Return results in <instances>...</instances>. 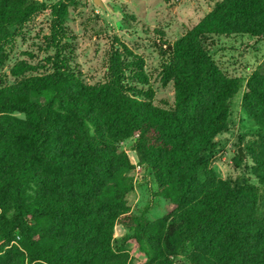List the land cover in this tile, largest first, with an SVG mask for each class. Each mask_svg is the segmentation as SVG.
<instances>
[{
	"label": "trees",
	"instance_id": "obj_1",
	"mask_svg": "<svg viewBox=\"0 0 264 264\" xmlns=\"http://www.w3.org/2000/svg\"><path fill=\"white\" fill-rule=\"evenodd\" d=\"M168 5L178 0H163ZM79 0H0V69L34 16L49 11L42 63L24 59L0 82V264H264V72L229 76L206 36L264 37V0H219L175 42L161 48L170 107L155 105L145 60L114 37L107 75L91 84L73 64L66 27ZM256 128L239 138L252 183L212 166L230 129L231 101ZM251 137L250 141L245 140ZM166 213H134L136 166ZM244 156V157H245ZM239 151L235 165L244 161ZM126 232L120 239L115 228ZM133 244L142 260L131 255Z\"/></svg>",
	"mask_w": 264,
	"mask_h": 264
},
{
	"label": "rangeland",
	"instance_id": "obj_2",
	"mask_svg": "<svg viewBox=\"0 0 264 264\" xmlns=\"http://www.w3.org/2000/svg\"><path fill=\"white\" fill-rule=\"evenodd\" d=\"M39 1L52 4L57 0ZM79 1V6L71 9L66 27L72 37L69 47L73 51L72 64L83 79L91 84L105 79L107 55L114 37H118L144 58L145 71L155 92V105L170 107L174 101L173 85L163 86L160 78L163 43L175 42L219 0H178L170 5L163 0ZM49 25V11L37 14L27 23L22 36L10 51L7 63L0 69V82L16 81L10 74V68L18 60L42 63L45 56L44 37L49 33ZM204 42L218 66L229 76L241 78L243 86L254 71L264 72V37L206 36ZM243 90L241 88L231 101L229 131L217 138L216 152L209 154V157L220 177H245L252 183H257L251 175V161L246 156L239 167L235 165L236 155L239 148H242L239 146V138L251 135V131L256 128L253 119L242 108ZM250 140L251 137H248L244 143ZM121 147L137 167L138 158L133 151V141H125ZM134 170L131 175L135 190L128 197L133 212L140 213L148 207V219L162 217L167 210V201L153 195L151 182L148 178H142L146 175L142 169ZM125 232V228L118 225L115 228L116 239H120ZM128 249L132 256L142 260L133 244H128ZM191 249L188 244L175 258L176 263L187 264L185 256Z\"/></svg>",
	"mask_w": 264,
	"mask_h": 264
},
{
	"label": "water",
	"instance_id": "obj_3",
	"mask_svg": "<svg viewBox=\"0 0 264 264\" xmlns=\"http://www.w3.org/2000/svg\"><path fill=\"white\" fill-rule=\"evenodd\" d=\"M96 3H98V2H96ZM239 155H240V157H244L245 156V153H244L242 148H239Z\"/></svg>",
	"mask_w": 264,
	"mask_h": 264
},
{
	"label": "built area",
	"instance_id": "obj_4",
	"mask_svg": "<svg viewBox=\"0 0 264 264\" xmlns=\"http://www.w3.org/2000/svg\"><path fill=\"white\" fill-rule=\"evenodd\" d=\"M135 169H141V167L140 166H137ZM135 171V170H134Z\"/></svg>",
	"mask_w": 264,
	"mask_h": 264
},
{
	"label": "crops",
	"instance_id": "obj_5",
	"mask_svg": "<svg viewBox=\"0 0 264 264\" xmlns=\"http://www.w3.org/2000/svg\"><path fill=\"white\" fill-rule=\"evenodd\" d=\"M218 137H219V136H218ZM142 178H144V177H142ZM117 226H118V225H117ZM117 226H116V227H117Z\"/></svg>",
	"mask_w": 264,
	"mask_h": 264
}]
</instances>
